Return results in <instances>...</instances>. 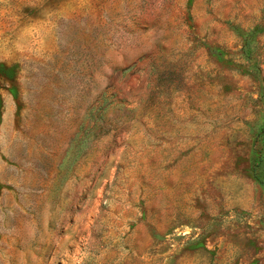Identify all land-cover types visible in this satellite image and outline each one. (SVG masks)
<instances>
[{"label": "rangeland", "instance_id": "obj_1", "mask_svg": "<svg viewBox=\"0 0 264 264\" xmlns=\"http://www.w3.org/2000/svg\"><path fill=\"white\" fill-rule=\"evenodd\" d=\"M0 264H264V0H0Z\"/></svg>", "mask_w": 264, "mask_h": 264}]
</instances>
